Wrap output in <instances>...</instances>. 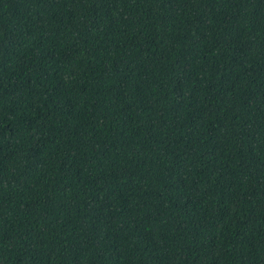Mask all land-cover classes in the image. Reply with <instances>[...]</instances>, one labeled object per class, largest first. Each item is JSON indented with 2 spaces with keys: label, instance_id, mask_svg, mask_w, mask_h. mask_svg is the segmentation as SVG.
I'll return each mask as SVG.
<instances>
[{
  "label": "trees",
  "instance_id": "16d2710c",
  "mask_svg": "<svg viewBox=\"0 0 264 264\" xmlns=\"http://www.w3.org/2000/svg\"><path fill=\"white\" fill-rule=\"evenodd\" d=\"M0 264H264V0H0Z\"/></svg>",
  "mask_w": 264,
  "mask_h": 264
}]
</instances>
